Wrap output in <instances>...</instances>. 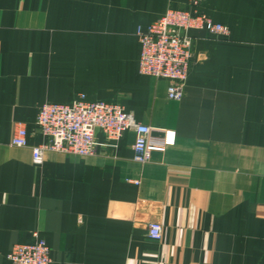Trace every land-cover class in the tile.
<instances>
[{
	"label": "crops",
	"instance_id": "crops-1",
	"mask_svg": "<svg viewBox=\"0 0 264 264\" xmlns=\"http://www.w3.org/2000/svg\"><path fill=\"white\" fill-rule=\"evenodd\" d=\"M189 0H0V264L36 231L50 264H264V0H198L229 35L191 31L183 97L138 73V26ZM120 103L174 143L144 163L135 134L89 156L31 147L45 102ZM27 145L11 143L16 126ZM162 225L160 240L147 223Z\"/></svg>",
	"mask_w": 264,
	"mask_h": 264
},
{
	"label": "built area",
	"instance_id": "built-area-1",
	"mask_svg": "<svg viewBox=\"0 0 264 264\" xmlns=\"http://www.w3.org/2000/svg\"><path fill=\"white\" fill-rule=\"evenodd\" d=\"M198 0H189L186 8L168 7L165 12L146 26L137 27L139 40L138 69L143 75L168 81L166 96L179 101L192 59L191 31L204 30L210 34L227 37L229 27L215 22L196 10ZM36 124L47 141L31 147L32 161L43 162L47 151L75 156L92 155L99 143L95 138L100 131L108 145H115L123 133L135 134L132 144L133 159L138 163L147 162L153 152H163L173 143L171 132L162 140L151 136V127L139 122L132 112L119 103L101 99H88L79 93L70 102H45L36 115ZM12 145H27V131L16 126ZM147 236L160 240L162 225L158 221L147 223ZM31 242L14 243L7 254L10 264H50L51 250L47 242L32 232Z\"/></svg>",
	"mask_w": 264,
	"mask_h": 264
},
{
	"label": "rangeland",
	"instance_id": "rangeland-1",
	"mask_svg": "<svg viewBox=\"0 0 264 264\" xmlns=\"http://www.w3.org/2000/svg\"><path fill=\"white\" fill-rule=\"evenodd\" d=\"M188 4V3H187ZM165 12V11H164ZM202 14H204V13H202ZM136 31H137V29H136ZM136 35H137V33H136ZM192 35V34H191ZM137 38H138V36H137ZM193 38V37H192ZM138 42H139V40H138ZM139 59V58H138ZM191 63V62H190ZM190 67V66H189ZM138 73L140 74V75H143V74H141L140 72H139V69H138ZM188 73H189V71H188ZM188 77V76H187ZM187 80V79H186ZM120 104V103H119ZM123 108H124V106L122 105V104H120ZM125 109V108H124ZM126 110V109H125ZM168 133V132H171V134H172V136H173V139H175V132L173 131V130H165L164 131V134L165 133ZM173 143H174V140H173ZM172 143V144H173ZM169 146V145H168Z\"/></svg>",
	"mask_w": 264,
	"mask_h": 264
}]
</instances>
